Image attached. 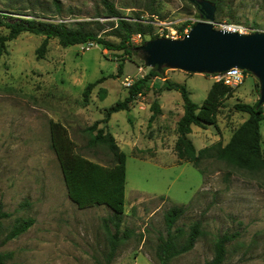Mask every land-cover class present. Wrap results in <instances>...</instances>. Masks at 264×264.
Instances as JSON below:
<instances>
[{
  "label": "rangeland",
  "instance_id": "obj_1",
  "mask_svg": "<svg viewBox=\"0 0 264 264\" xmlns=\"http://www.w3.org/2000/svg\"><path fill=\"white\" fill-rule=\"evenodd\" d=\"M38 1L43 2L39 10L49 8L47 18L52 20L113 22L100 0H58L64 13L57 17H52L56 14L53 0H0V12L10 7L38 9ZM112 1L122 16H140L142 22L153 25L154 36L166 34L175 40H181L190 26L206 21L198 5L210 2ZM225 23L264 33V0H222L213 25L220 30ZM7 34L0 28V36ZM102 36L119 43L115 36ZM44 39L24 33L7 43L8 52L0 60V211L9 215L0 221V250L7 255V264H98L109 250L105 225L113 212L106 206L80 209L69 199L51 148V121L67 127L78 154L111 166L113 157L105 146H89L88 129L101 122L99 128L111 132L128 156L120 228L125 239L113 264H159L156 248L160 238L167 236L165 214L174 206L187 207L177 227L189 230L198 221L205 235L191 252L170 264H207L215 255L216 240L226 233L236 239L227 245L224 264H264V175L215 159L204 160L201 173L191 163L177 162V127L184 102L179 91H162L165 80L184 85L198 105L215 81L208 74L156 67L160 77L152 80V91L139 96L129 110L114 113L106 124V111L127 98V84L155 69L147 65L141 51L152 36H134L133 44L139 49L132 57L98 45L64 48L57 39H50L44 58L38 59ZM121 63L123 73L118 75ZM101 79L85 100L87 86ZM260 98L259 79L246 71L244 84L223 101L217 124L193 126L190 138L196 149L218 142L226 145L249 118L236 104L255 105ZM155 100L162 113L150 125ZM261 132L264 153V121ZM29 218L35 223L27 232L5 241L18 220ZM108 224L115 233L114 224Z\"/></svg>",
  "mask_w": 264,
  "mask_h": 264
},
{
  "label": "trees",
  "instance_id": "obj_2",
  "mask_svg": "<svg viewBox=\"0 0 264 264\" xmlns=\"http://www.w3.org/2000/svg\"><path fill=\"white\" fill-rule=\"evenodd\" d=\"M219 8L222 0H209ZM106 15L113 22L103 23L99 20L76 21L67 23L64 20H52L49 17V8L41 9L42 3L38 1V9L34 6L16 9L13 7L0 12V28L8 31L6 36H0V60L7 54V43L17 39L24 33L43 36L45 39L37 50L38 59L44 58L50 39H57L60 46L67 48L76 45H98L110 51H123L128 56H133L138 47L133 44L134 36L144 38L152 36V40L160 38L154 36V27L145 24L137 18L122 16L112 0H100ZM56 14L52 17L62 16V5L58 0H53ZM32 11V12H27ZM196 25V24H195ZM193 25V27L195 26ZM109 34L119 39V43L107 41L102 34ZM123 63L119 65L118 75L123 73ZM160 77L158 69L151 70L146 76L138 79L129 88L127 98L116 103L106 111L104 123H108L114 113L130 109V105L139 97L146 96L152 91L151 82ZM102 82L89 84L84 92L87 100L93 89ZM177 90L182 94L184 114L178 122V139L175 146L177 162L191 163L200 171L204 160L215 159L227 165L253 174L264 175V153L262 150L261 124L264 121V107L259 104H236L235 108L249 115V118L237 128L230 141L224 145L218 142L198 151L190 138L193 126L204 128L217 124V115L223 101L232 96L234 89L222 83L215 82L207 98L201 105L192 101L190 93L184 85L165 80L163 90ZM151 125L162 110L159 102L155 100L151 106ZM101 122H96L90 131L89 146H105L113 157L111 166L94 162L76 152V144L70 138L66 126L59 122H50L51 148L59 162L67 195L80 209H90L106 206L113 212L110 221H106V230L109 236V250L104 255L103 261L98 264H113L121 242L125 239L120 235V228L125 215L126 183H127V154L119 146L115 136L99 128ZM201 173V171H200ZM186 206H174L165 214L167 236L160 238L156 248V259L159 264H170L179 256L191 252L197 241L205 235L201 222L193 223L189 230L177 227L178 221L185 215ZM9 215L0 211V221ZM109 222L115 226V233L111 232ZM35 223L34 219H20L12 228L5 241H11L27 232ZM236 236L224 234L214 244L215 255L207 264H224L227 259V245L233 242ZM7 255L0 250V264H7Z\"/></svg>",
  "mask_w": 264,
  "mask_h": 264
},
{
  "label": "water",
  "instance_id": "obj_3",
  "mask_svg": "<svg viewBox=\"0 0 264 264\" xmlns=\"http://www.w3.org/2000/svg\"><path fill=\"white\" fill-rule=\"evenodd\" d=\"M198 7L206 21L197 23L184 39L157 38L141 47L147 65L199 74H218L239 68L259 79V104H264V33L241 35L216 30L213 25L216 6L202 1Z\"/></svg>",
  "mask_w": 264,
  "mask_h": 264
},
{
  "label": "built area",
  "instance_id": "obj_4",
  "mask_svg": "<svg viewBox=\"0 0 264 264\" xmlns=\"http://www.w3.org/2000/svg\"><path fill=\"white\" fill-rule=\"evenodd\" d=\"M193 25L187 28L184 37L181 39H184L192 30ZM220 30H225L230 33H238L241 35H249L252 33H255L254 31L250 30L249 28H246L245 26L241 24H222L220 26ZM136 37L141 38L140 35H137ZM161 38H169L175 40V36L170 38L169 35L164 34ZM92 45V44H91ZM87 46V45H84ZM211 79H213L215 82L222 83L225 86L231 88V89H237L241 85L244 84L246 80V71L239 69V68H232L226 72L218 73V74H208ZM133 85L132 82H129L127 86L130 88Z\"/></svg>",
  "mask_w": 264,
  "mask_h": 264
}]
</instances>
